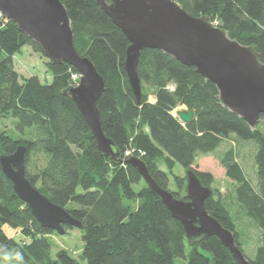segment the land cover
Instances as JSON below:
<instances>
[{
	"label": "trees",
	"instance_id": "1",
	"mask_svg": "<svg viewBox=\"0 0 264 264\" xmlns=\"http://www.w3.org/2000/svg\"><path fill=\"white\" fill-rule=\"evenodd\" d=\"M60 1L70 20L75 49L91 58L104 79L97 100L101 129L119 153L115 160L100 154L83 115L63 93L77 70L48 59L50 82H42L36 75L23 77L15 69L13 55L25 45L43 53L12 20L0 19V122L14 118L11 132L16 129L19 134L14 137L6 129L0 130V154L12 153L19 144L25 146L27 179L82 224L81 259L85 264H176L177 258L186 264H236L218 237L186 239L179 221L139 172L124 162L129 158L124 152L133 149L142 152L140 158L155 181L176 197L183 196L185 177L174 173V166L184 170L199 154L219 153L216 158L230 187L225 196L213 189L214 194L204 201L205 208L233 232L249 262L264 264V133L258 125L251 128L224 106L215 84L194 66L157 48L140 52L141 94L137 101L124 70L129 41L122 30L95 0ZM175 1L191 15L208 16L239 43L256 46L264 62V0ZM149 95L155 101L150 102ZM181 104L194 115L187 124L172 115ZM237 138L254 139L257 144L253 154L256 185L237 159L233 145ZM227 140L233 144L219 151ZM195 172L203 185L211 187L212 174ZM241 220L246 223V236L255 234L250 256L241 246ZM53 232L39 224L0 167V247L22 252L25 264H80L64 248L51 257L47 236Z\"/></svg>",
	"mask_w": 264,
	"mask_h": 264
},
{
	"label": "water",
	"instance_id": "2",
	"mask_svg": "<svg viewBox=\"0 0 264 264\" xmlns=\"http://www.w3.org/2000/svg\"><path fill=\"white\" fill-rule=\"evenodd\" d=\"M127 37L124 70L130 87L140 100L141 86L137 73L140 52L145 48L161 49L181 63L194 66L202 77L212 81L219 101L237 113L254 128L264 114V62L256 46L244 45L214 25L206 15L194 16L175 0H95ZM0 10L12 20L17 29L36 42L52 63H67L79 73L76 85L63 90L83 115L95 138L100 154L115 160L119 151L106 136L100 123L97 100L104 89V79L87 54L74 47L73 32L66 9L60 0H0ZM155 101V97H154ZM153 102V101H150ZM182 124L194 115L186 106L172 110ZM25 146L19 144L9 154H0V167L11 181L20 200L30 209L42 227L62 235L66 226L81 229L82 224L63 207L43 195L25 176ZM141 175L150 191L159 198L179 221L188 241L202 235H214L228 248L236 264H252L234 240L233 232L205 208V199L214 190L203 185L195 168L184 169L183 196L161 187L151 176L145 162L137 156L124 161Z\"/></svg>",
	"mask_w": 264,
	"mask_h": 264
},
{
	"label": "rangeland",
	"instance_id": "3",
	"mask_svg": "<svg viewBox=\"0 0 264 264\" xmlns=\"http://www.w3.org/2000/svg\"><path fill=\"white\" fill-rule=\"evenodd\" d=\"M47 57L43 56L40 52L34 51L30 46L25 45L21 48L20 52L13 55V63L15 69L22 75L23 77H27L30 75H36L42 82H50L51 74L46 68ZM154 96L149 95V98H153ZM16 120L14 118H4L0 122V130L6 129L9 134L16 137L18 136V131L16 129L13 131V124H15ZM258 128L264 133V118H261L258 123ZM231 141V142H230ZM232 140H227V143H223L222 146L218 149L221 151L225 146L232 145ZM237 149V159L241 163L244 168L246 175L250 178L253 185H256V177H255V168L253 164V154L255 149L257 148V144L254 139H239L237 138L236 144H233ZM219 154V153H216ZM216 154H206L199 156L196 159V162L192 165L195 170L209 172L213 176V182L211 184V188L218 190L223 196L228 194V190L230 187V180L226 177L224 168L220 165L218 159L216 158ZM174 173L178 175H184L183 168L176 164L173 168ZM185 177V175H184ZM170 189H173L172 183L169 186ZM80 190V189H79ZM246 223L245 221H240V229L241 230V246L244 252L250 256L254 252L255 234L254 232H249V237L246 236L245 231L243 230ZM243 227V228H242ZM5 230L9 233L10 229L8 226H4ZM17 234V233H16ZM247 237V239H246ZM48 240L51 244L50 254L51 257L55 256L57 250L64 248L68 250L80 264H85L84 260L80 257V252L83 246L82 240V231L79 228L71 227L67 229V231L60 235L55 231L47 236ZM246 239V240H244ZM253 249V250H252ZM188 253V248L185 250ZM176 264H186L184 259L177 258L175 259ZM15 264L14 262H12ZM0 264H3L0 261Z\"/></svg>",
	"mask_w": 264,
	"mask_h": 264
},
{
	"label": "clouds",
	"instance_id": "4",
	"mask_svg": "<svg viewBox=\"0 0 264 264\" xmlns=\"http://www.w3.org/2000/svg\"><path fill=\"white\" fill-rule=\"evenodd\" d=\"M168 91H174V89L167 88ZM0 261L3 264H12L14 261L15 264H25L24 256L19 250H7L3 247H0Z\"/></svg>",
	"mask_w": 264,
	"mask_h": 264
},
{
	"label": "built area",
	"instance_id": "5",
	"mask_svg": "<svg viewBox=\"0 0 264 264\" xmlns=\"http://www.w3.org/2000/svg\"><path fill=\"white\" fill-rule=\"evenodd\" d=\"M0 19L3 20V22H6L8 20V18L5 16V14L0 10ZM72 81L73 83H71L70 85H76L79 81V73H74L72 75ZM141 151L138 150H133V149H127L125 152H124V157H130V156H137V157H140L142 155V152L140 153Z\"/></svg>",
	"mask_w": 264,
	"mask_h": 264
},
{
	"label": "crops",
	"instance_id": "6",
	"mask_svg": "<svg viewBox=\"0 0 264 264\" xmlns=\"http://www.w3.org/2000/svg\"><path fill=\"white\" fill-rule=\"evenodd\" d=\"M149 101H154V97H153V98H151V99L149 98Z\"/></svg>",
	"mask_w": 264,
	"mask_h": 264
}]
</instances>
